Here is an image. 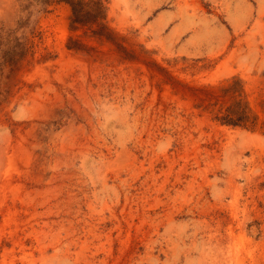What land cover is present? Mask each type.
<instances>
[{
    "label": "rangeland",
    "instance_id": "obj_1",
    "mask_svg": "<svg viewBox=\"0 0 264 264\" xmlns=\"http://www.w3.org/2000/svg\"><path fill=\"white\" fill-rule=\"evenodd\" d=\"M0 0V264H264V0Z\"/></svg>",
    "mask_w": 264,
    "mask_h": 264
},
{
    "label": "trees",
    "instance_id": "obj_2",
    "mask_svg": "<svg viewBox=\"0 0 264 264\" xmlns=\"http://www.w3.org/2000/svg\"><path fill=\"white\" fill-rule=\"evenodd\" d=\"M68 2H70V4L72 5V7L74 8L75 10V6L76 4L79 2L78 0H67Z\"/></svg>",
    "mask_w": 264,
    "mask_h": 264
}]
</instances>
